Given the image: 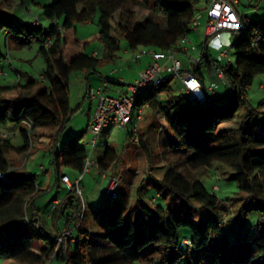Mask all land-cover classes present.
Instances as JSON below:
<instances>
[{"label":"trees","instance_id":"16d2710c","mask_svg":"<svg viewBox=\"0 0 264 264\" xmlns=\"http://www.w3.org/2000/svg\"><path fill=\"white\" fill-rule=\"evenodd\" d=\"M134 2L56 0L51 4H35L50 21L46 27L39 17L38 24L34 21L25 24L16 13H5L0 8V33L5 36L6 51L10 41L17 49L37 41L38 53L44 61V80L28 76L24 83L17 80L0 86V126L17 124L22 140V145L16 146L0 134V174H5V178L0 179V257L20 264H47L51 258L62 264H139L149 257L142 252L156 245L157 249L149 258L152 264H180L183 260L184 264H255L256 259L264 258V117L257 118L261 111L250 105L247 90L256 75H264V18L247 22L240 17L241 27L237 33L241 38L232 44L236 55L234 63L223 66L224 83L231 87L225 103L215 106L211 98L214 94L204 103L189 101L183 94L171 96L173 76L147 89L134 101V107L147 106L152 111L151 117L159 113L165 121L163 143L172 161L158 186L171 199L185 205V212L166 211L160 205L151 206L141 200L140 210L150 216V225H146L141 221L143 216L134 220L133 211L128 209V197H120L117 190L116 198H106L98 207L101 223L91 222L85 228L81 227L85 217L81 200L65 188L64 195L48 212L50 219L46 223L36 201L48 189L37 187L35 175L19 174L10 168V155L28 156L32 136L40 129L52 128L48 147L55 166V186L60 187L61 166L80 175L87 158L86 149L77 143L82 138H69L61 151L56 149L62 131L75 112L69 105L71 76L83 71L88 76L99 75L98 69L114 64L119 58L120 36L131 52L141 47L154 51L180 50V41L193 30L195 7L203 3L206 9L210 0H140L141 6L151 10L141 21L129 8ZM22 11L25 15L30 13L24 7ZM95 16L97 31L80 37L78 24L92 22ZM94 44H100L101 57L92 56L95 52L88 50ZM3 59L6 55L0 51V62ZM202 60L209 71L218 63L217 59L210 60V49L206 47ZM200 69L189 67L184 71L203 83ZM162 93L164 99H160ZM86 98L89 99V91ZM207 103L213 107H201ZM241 109H244L242 114ZM231 122L234 127L220 128L221 124ZM139 123L137 143L148 151L149 145ZM215 131L212 135L215 147L196 138L197 134ZM118 160L116 152L106 148L96 162L100 170L118 179L119 189L126 177L120 174ZM214 162L229 167L234 173L241 222L247 216L248 205L255 204L258 212L256 227L250 230L238 227L236 238L229 232L228 212L217 191L207 192L201 182L187 180L176 168L180 164L193 170L210 168ZM198 206L210 209L211 214L202 215ZM77 222L74 229L77 232L72 238L58 243V232ZM28 226L38 234L35 243L26 236L19 240L15 235L18 228ZM183 229L190 235L180 237ZM249 231L253 233L248 234Z\"/></svg>","mask_w":264,"mask_h":264},{"label":"rangeland","instance_id":"374dc122","mask_svg":"<svg viewBox=\"0 0 264 264\" xmlns=\"http://www.w3.org/2000/svg\"><path fill=\"white\" fill-rule=\"evenodd\" d=\"M56 0H0V8L5 13H18L22 8H26L29 10V15H25L22 12L20 18L23 20V23L28 24L33 22V16H37L40 19V22L43 26H48L50 21L45 19L38 6L35 4H51ZM137 1V2H136ZM140 0H135V2L129 6V8L133 9L137 13V20H144L151 14V10L143 7L138 2ZM238 5L236 10L239 14V17H242L244 21L250 22L253 20H258L264 18V0H238ZM23 6V7H22ZM195 16H200L199 26L195 30L190 31L186 37L190 40L188 43L186 40L182 41V47L191 48L192 46L196 47L195 51L189 52V56L193 57V59H197L198 53L201 50L202 43L204 41V23H205V4L199 3L195 9ZM78 35L80 37H85L95 31H97V17L95 16L92 22H87L83 24H78ZM241 38L240 33H233L230 37L231 44H234L235 41H239ZM120 41V50L118 52V56L122 59L119 61V58L114 64H106L102 68H100L97 72L101 74H91L88 76L89 83L92 86V89H96L97 86H102V82H100V78L111 77L110 71L115 69V72H120L124 67L126 69V62H131V59L134 57L127 46V43L124 37H119ZM39 42L33 41L30 46L23 47L19 51L16 49L14 52L10 49L11 56L19 58L20 60L15 59L13 62V68L17 70L18 74L21 76V83H24L27 80V75L30 74L35 77L39 76L42 73L44 68V61L42 56L38 53ZM96 50L99 53V57L102 55V49L100 44H94L88 49ZM146 48H138L134 53L138 54L141 52H145ZM0 51L3 55L6 53V42L3 33H0ZM95 51V52H96ZM133 53V54H134ZM218 52L211 51L210 52V60H216ZM235 51L233 46L229 49L228 58L230 62L234 63L235 60ZM21 59L25 62H21ZM179 59L184 63L187 61L190 62V58L185 54H180ZM3 62V60L1 61ZM132 65V64H131ZM148 66V57L142 58L138 65L133 64L132 70H143ZM2 71V70H0ZM202 73L204 74L205 85H208V72L207 67L203 66L201 68ZM5 79H4V77ZM30 77V76H29ZM128 80V81H127ZM127 80L123 83L124 86L122 88H127L129 84H133L134 81L131 78H127ZM17 81L16 73L8 67H5L3 73H0V85L7 84ZM87 80L85 76L80 73H75L71 76L70 84H69V105L70 109L75 112L71 116L70 120L66 124L64 130L62 131L58 141L56 149L61 151L64 143L69 138H82L84 141H89L93 138V134L87 131V119L89 111L93 113L96 105L95 100H91L86 98V90H87ZM112 86V91H108L110 95H115V85ZM172 88L171 96H179L182 94L180 89V85L176 78L170 83ZM231 87L225 82L219 85L215 89L214 95L211 97L213 99V103L215 106H219L225 103L230 95ZM165 94H160V99H164ZM247 98L249 103L254 108H259L261 113L257 116V118L264 117V75H256L250 86L247 90ZM202 108H212L213 105L210 103L201 105ZM142 109V120L140 121V129H143L144 140L149 145V150L146 151L143 149L137 141L134 140L135 136L133 134V130L135 126L131 124L127 125L125 128L120 127H109L104 129L97 137V140L94 146H87L86 150L91 149V159L94 161L100 160L106 148L113 149L119 160L117 165L120 167V174L126 177L121 181L120 188L118 189V194L120 197H128L129 199V210L133 211L134 220H138L139 217L143 216L144 219L141 221L146 225H150V216L145 214L140 210V201L143 200L148 205H160L166 211L170 210L174 213L185 212V205L180 204L177 199H174L173 202L170 200L168 202L167 199L159 198L158 193L154 192V188L147 187L152 185L151 181H158L161 179L164 171L171 166V156L168 151L164 148V138H160L157 140L156 137V128L159 126L156 122L155 116H152V111L148 107H134V114L137 110ZM240 113H244V109L240 110ZM148 119V120H147ZM154 121V123H153ZM256 120L253 121L252 127L254 128ZM234 127V123H225L221 124L220 128H228ZM18 125L14 123H9L6 126H0V131H17ZM25 128V125H23ZM26 129V128H25ZM54 129L52 128H44L38 130L36 136H32V145L31 150L28 156L20 155L19 161V174H32L35 175V182L37 187L42 189H48V191L43 194L36 201V206L39 210V214L45 218L46 213H48L52 207V200L57 196H63L64 187L61 185L60 188H56L55 183V166L52 164V157L48 153L51 148L48 147L49 138L48 136L53 134ZM214 133L207 134H197L196 138L202 142L207 144L208 146L215 147L216 143L212 140V135ZM133 135V138H132ZM12 143L16 146L22 145V140L18 133L14 134V136L9 138ZM134 140V141H133ZM80 145L79 141L77 142ZM14 156L10 155L9 157ZM177 171H179L187 180L189 181H199L203 184L207 192L213 193L215 192L218 196L222 198V205L226 207L228 212V219L226 221L227 227L229 228V232L232 237H238L237 228H241L242 226L246 229L250 230L252 227H256L258 221V212L256 210L255 204H250L247 206V216L243 222L238 217V211L241 208V204L239 201V189L237 187V180L234 176L233 171L220 163L214 162L210 168H200V169H190L185 165H179L176 167ZM60 171L67 174L71 181H73L72 174L73 172L68 168L61 166ZM104 172V171H103ZM93 171L91 173L85 174L82 176V180L80 183V188L82 189V199L86 205L85 208V217L81 224V227H87L91 222H97L98 225L101 223V220L97 214V210L99 205L105 201L107 198L103 189L107 185V179L102 180L99 176L95 174ZM105 174L109 172H104ZM107 177H109L107 175ZM129 182V183H128ZM127 183V184H126ZM145 184V185H144ZM143 185L147 188H143ZM213 189V191H212ZM144 190V191H143ZM161 190V189H160ZM162 192V191H161ZM167 197H169L167 195ZM154 199V202L152 201ZM55 205V204H54ZM200 213L204 216H209L211 214L210 209L205 207L198 206ZM83 210V207H82ZM196 212V211H195ZM201 215H199L200 217ZM79 224V223H78ZM77 224V226H78ZM64 228V227H63ZM62 228V229H63ZM61 229V230H62ZM60 230V231H61ZM59 231V232H60ZM58 232V235H59ZM74 231L73 235L75 234ZM250 232L248 234H252ZM26 234V235H24ZM17 239L22 240L24 236L31 239V242H36L38 238V234L34 232L32 226L18 228L15 232ZM189 232L185 229L179 232V236H189ZM71 239V238H68ZM39 240L40 237H39ZM158 246L151 245L142 254H148L146 259H143L139 264H152L150 263L149 258L150 255L157 249ZM50 259V258H49ZM203 260H206L205 257H202ZM264 262V258H258L255 260V264H259ZM184 260L180 262V264H184ZM0 264H20L13 260L7 258L0 257ZM47 264H62L52 258L47 262Z\"/></svg>","mask_w":264,"mask_h":264},{"label":"built area","instance_id":"2783aa9c","mask_svg":"<svg viewBox=\"0 0 264 264\" xmlns=\"http://www.w3.org/2000/svg\"><path fill=\"white\" fill-rule=\"evenodd\" d=\"M238 0H210L205 9V23H204V41L201 50L198 53V58L195 60L188 54L191 51L198 52L195 46L184 48L180 45V50L169 49L167 51H154L147 49L145 52L135 54V58L148 57L150 62L148 66L140 71L133 84L127 86L126 92H118L116 95H109L107 93L108 84L104 82L102 86L89 91L91 100L96 101L95 109L88 121L87 131L93 134V138L89 141L81 140L80 144L86 149L87 146H94L98 135L106 128L120 127L125 128L127 125L134 123L135 129L133 134L136 137V128L142 119V109L137 110L134 114V101L141 96L149 88L156 87L166 81L169 76L177 79L180 89L184 97L189 101H196L204 103L208 96L215 93V89L224 83V69L223 66L229 65L231 62L228 58L229 49L232 44L230 37L234 32L240 30V17L236 10ZM33 21L38 24V17H33ZM200 16L193 19L191 28L196 29L199 26ZM190 40L185 36L182 41ZM210 51L218 52L217 62L208 73V85H205L195 75L184 71L182 61L179 59L180 54H185L190 58V68H202L204 66L202 55L204 48ZM92 56H96L93 53ZM7 62L11 63L8 49L6 51ZM1 70V69H0ZM2 71H0L1 73ZM44 80L43 76L39 77ZM17 80L18 77H17ZM144 107V106H143ZM163 126L165 122L163 120ZM2 138H7V134H1ZM52 152V151H51ZM87 158L83 167L82 173L73 181L67 175H61L60 183L69 191L78 195L81 200L83 211L86 205L82 199V189L80 188V181L83 175L95 171L100 174L102 180L107 179V185L103 189L108 200H113L117 196L119 187L118 179L114 176L107 177L105 173L100 170L96 161L91 159L92 150H86ZM5 174H0V179H4ZM56 204V203H54ZM75 223L72 227L63 228L58 235L57 241L62 239L72 238L74 229L77 227ZM187 243V242H186ZM182 245H180L181 248Z\"/></svg>","mask_w":264,"mask_h":264},{"label":"crops","instance_id":"0c3cea01","mask_svg":"<svg viewBox=\"0 0 264 264\" xmlns=\"http://www.w3.org/2000/svg\"><path fill=\"white\" fill-rule=\"evenodd\" d=\"M131 9V8H130ZM22 11V10H21ZM21 11H18V13H16V16H18L19 18H20V16H21V14H22V12ZM11 13H13V12H11ZM23 15V14H22ZM4 35V34H3ZM4 38H5V36H4ZM5 42H6V40H5ZM182 40L180 41V45H182ZM10 49L14 52L16 49H17V46L13 43V42H9V49H8V53H9V56H10V60H11V63H9V62H7V59H3V62H0V69L2 70V73H3V71H4V69H5V67H8V68H11L15 73H16V75H17V77H18V79L20 80V82H21V76L18 74V72H17V70H15L14 68H13V62H14V60L15 59H17V60H20L19 58H16V56H14V57H12L11 55V52H10ZM19 51L21 50V49H18ZM93 52H95L96 50H92ZM211 52V51H210ZM98 56H99V53L96 51L95 52ZM134 53V52H133ZM132 53V56H134L132 59H131V62H126V69L123 67L122 69H121V73L120 72H115V69L113 70H111L110 71V76L111 77H105V78H100V82H106L107 84H108V89H107V93H108V91H112L113 89H112V86L111 85H115V86H117V87H115V90H114V93H115V95L118 93V92H126V89L125 88H122V86H124V82L127 80V78H131V79H133L132 81H135V79L137 78V75H138V73L141 71V70H132V67H133V64H136V65H138L139 64V62L141 61V59L142 58H145V57H140V58H138V59H136L135 58V53L133 54ZM5 55H6V53H5ZM119 61H122V59L119 57V60H118V62ZM21 62H25V61H23L22 59H21ZM150 62V59L148 58V63ZM132 64V65H131ZM189 64H190V62L188 63L187 61H185L184 63H182V65H183V69L184 70H188V68H189ZM99 70V69H98ZM97 70V71H98ZM200 71H201V69H200ZM207 72L209 73V70H208V68H207ZM80 74L81 75H83V76H85V78H86V80H87V83H88V86H87V90H86V92H88V91H90V90H93L92 89V86L90 85V83H89V78H88V75H87V73L85 72V71H83V72H80ZM201 74L203 75V83L205 84V81H204V74L202 73V71H201ZM99 75L101 76V74H100V72H99ZM28 76H31L32 77V75H30V74H28L27 75V77ZM40 76H42V73H40V75L39 76H37V77H35V76H33L34 78H39ZM4 77V76H3ZM106 78H108V79H106ZM4 79H5V77H4ZM128 81V80H127ZM15 82V81H14ZM14 82H12V83H14ZM12 83H7V84H1L0 86H4V85H10V84H12ZM97 87H99V85L97 86ZM109 94V93H108ZM110 95V94H109ZM114 96V95H113ZM89 99H90V97H89ZM90 101H91V99H90ZM145 107H147V106H145ZM91 115H92V112H90L89 111V114H88V119H87V123H88V121H89V119H90V117H91ZM155 118H156V122L155 123H158L159 124V126L156 128V137H157V140L159 141L160 140V138H162V127H163V117L159 114V113H156L155 114ZM143 119V118H142ZM141 119V120H142ZM148 120V119H147ZM165 122V121H164ZM153 123H154V121H153ZM132 125H134L135 126V124L134 123H132ZM16 133H18V128H17V131H15V132H13V131H4V132H1L0 131V134H7L8 135V138H10V137H12V136H14V134H16ZM132 138H133V135H132ZM82 140V139H81ZM134 140H135V138H134ZM133 140V141H134ZM80 143V142H79ZM49 153V152H48ZM9 161H10V168H11V170L13 171V172H18V169L20 168L19 167V161H20V156H16V155H14V156H11V157H9ZM59 172L62 174V175H67L66 173H64V172H61L60 171V168H59ZM97 176H99L100 177V174H98V173H95ZM56 175V174H55ZM106 176L108 175V176H111L109 173L107 174H105ZM79 175H76V174H72V178L73 179H76L77 177H78ZM71 178V177H70ZM101 179V178H100ZM82 180V179H81ZM158 182H159V180L157 181H151L150 183H153L152 185H149V186H147V187H152V188H154V192H156V193H158V191H159V198H161V199H167L168 200V202L171 200L172 202H173V200L174 199H171L170 198V196L167 194V193H164L163 191L161 192V190L159 189V186H158ZM80 183H81V181H80ZM54 185H55V183H54ZM61 183H60V187H61ZM145 185V184H144ZM143 185V188H147L146 186H144ZM56 187V186H55ZM59 187V188H60ZM64 187V186H63ZM40 188V187H39ZM57 188V187H56ZM40 189H42V188H40ZM42 190H45V189H42ZM65 187H64V193H65ZM144 191V190H143ZM64 195V194H63ZM167 195L169 196V197H167ZM62 196H60V197H55L53 200H52V206L54 205V203H57L58 202V200L61 198ZM52 208V207H51ZM50 216H49V214L48 213H46V216H45V221H46V223H48L49 222V218Z\"/></svg>","mask_w":264,"mask_h":264}]
</instances>
